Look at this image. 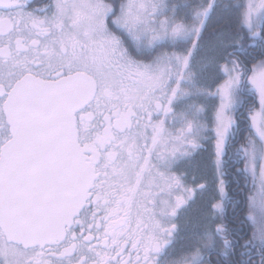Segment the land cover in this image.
I'll list each match as a JSON object with an SVG mask.
<instances>
[{
	"label": "snow or ice",
	"instance_id": "1",
	"mask_svg": "<svg viewBox=\"0 0 264 264\" xmlns=\"http://www.w3.org/2000/svg\"><path fill=\"white\" fill-rule=\"evenodd\" d=\"M0 264H264V0H0Z\"/></svg>",
	"mask_w": 264,
	"mask_h": 264
},
{
	"label": "flooded vegetation",
	"instance_id": "2",
	"mask_svg": "<svg viewBox=\"0 0 264 264\" xmlns=\"http://www.w3.org/2000/svg\"><path fill=\"white\" fill-rule=\"evenodd\" d=\"M46 2V0H37V3H43ZM35 6V5H34ZM256 107L258 108L259 105L257 104ZM206 148H208V145H205ZM210 151V149H209ZM208 155L206 158L205 155ZM202 159H205V161L209 164L211 167L210 163V158H209V153L208 151H200L198 154L195 155V158L193 160L187 161L184 164L181 165L180 170L184 171L188 174L189 179L187 181L188 186L195 187V184L192 182V177H197L196 183H209L211 184L212 178H213V170L209 175L202 176L199 171L197 170V163ZM227 160V157H225ZM241 165H227L225 167V172L227 173L224 176V180L226 181V184L229 186V191L231 194L234 195V198L237 200H240L242 197L238 194L232 193V190L236 188V184L234 183V178H235V167H240ZM212 169V168H211ZM242 186V185H241ZM215 192L214 191H208L204 194V198L202 200H197L195 204L192 205L191 209L186 213L185 215V221L188 220H193L195 213H196V207L200 204H207L208 200L210 197L214 196ZM229 212H231V209H229ZM194 221V220H193ZM177 223H181V221H177ZM215 259V257H213Z\"/></svg>",
	"mask_w": 264,
	"mask_h": 264
},
{
	"label": "trees",
	"instance_id": "3",
	"mask_svg": "<svg viewBox=\"0 0 264 264\" xmlns=\"http://www.w3.org/2000/svg\"><path fill=\"white\" fill-rule=\"evenodd\" d=\"M230 22H232L234 25H235V18L232 17L230 18ZM237 28L236 27H233V31H236ZM205 157L207 158L208 155L206 154ZM197 170L199 171V173L202 175V176H206V175H209L212 171L211 167L209 166V164L205 161V159H202L201 162L199 161L197 163ZM206 211V204H200L196 207V213H195V216H194V219L193 220H196L198 218H201L203 216V214L205 213Z\"/></svg>",
	"mask_w": 264,
	"mask_h": 264
}]
</instances>
